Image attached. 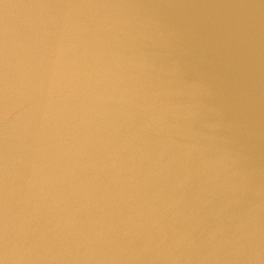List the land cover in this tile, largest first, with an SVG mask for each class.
<instances>
[{"label":"water","instance_id":"water-1","mask_svg":"<svg viewBox=\"0 0 264 264\" xmlns=\"http://www.w3.org/2000/svg\"><path fill=\"white\" fill-rule=\"evenodd\" d=\"M0 264H264V0H0Z\"/></svg>","mask_w":264,"mask_h":264},{"label":"clouds","instance_id":"clouds-1","mask_svg":"<svg viewBox=\"0 0 264 264\" xmlns=\"http://www.w3.org/2000/svg\"><path fill=\"white\" fill-rule=\"evenodd\" d=\"M5 252L7 253V249L5 250Z\"/></svg>","mask_w":264,"mask_h":264}]
</instances>
